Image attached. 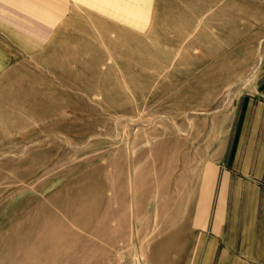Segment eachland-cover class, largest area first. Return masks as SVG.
I'll list each match as a JSON object with an SVG mask.
<instances>
[{
    "label": "rangeland",
    "instance_id": "obj_1",
    "mask_svg": "<svg viewBox=\"0 0 264 264\" xmlns=\"http://www.w3.org/2000/svg\"><path fill=\"white\" fill-rule=\"evenodd\" d=\"M56 3L0 79V264H187L202 170L264 55V0H156L143 33Z\"/></svg>",
    "mask_w": 264,
    "mask_h": 264
},
{
    "label": "crops",
    "instance_id": "obj_2",
    "mask_svg": "<svg viewBox=\"0 0 264 264\" xmlns=\"http://www.w3.org/2000/svg\"><path fill=\"white\" fill-rule=\"evenodd\" d=\"M59 1L0 0V79L13 67L19 45L27 47L35 33L55 28L60 18L50 25V6L57 8ZM72 1L137 33L151 27L156 4ZM238 110L225 159L210 160L202 170L190 215L196 237L187 264H264V55Z\"/></svg>",
    "mask_w": 264,
    "mask_h": 264
},
{
    "label": "bare ground",
    "instance_id": "obj_3",
    "mask_svg": "<svg viewBox=\"0 0 264 264\" xmlns=\"http://www.w3.org/2000/svg\"><path fill=\"white\" fill-rule=\"evenodd\" d=\"M28 249H29V248H28ZM29 253L32 254V255H30V257H33L35 260L40 259L41 262H44V261H45V262H46V261L48 262V260L50 259V257H49V259H46L47 257H44V256H43V257L40 256L39 258L33 256V249H29ZM27 258L29 259V257H27ZM37 258H38V259H37ZM49 261H50V260H49Z\"/></svg>",
    "mask_w": 264,
    "mask_h": 264
}]
</instances>
